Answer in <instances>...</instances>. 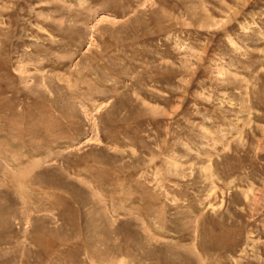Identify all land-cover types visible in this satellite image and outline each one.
<instances>
[{
	"label": "rangeland",
	"instance_id": "obj_1",
	"mask_svg": "<svg viewBox=\"0 0 264 264\" xmlns=\"http://www.w3.org/2000/svg\"><path fill=\"white\" fill-rule=\"evenodd\" d=\"M0 264H264V0H0Z\"/></svg>",
	"mask_w": 264,
	"mask_h": 264
}]
</instances>
